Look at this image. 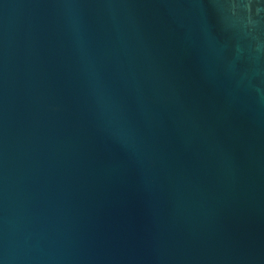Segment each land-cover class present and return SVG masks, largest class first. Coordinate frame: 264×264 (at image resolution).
Instances as JSON below:
<instances>
[{
  "label": "water",
  "instance_id": "obj_1",
  "mask_svg": "<svg viewBox=\"0 0 264 264\" xmlns=\"http://www.w3.org/2000/svg\"><path fill=\"white\" fill-rule=\"evenodd\" d=\"M0 264H264V0H0Z\"/></svg>",
  "mask_w": 264,
  "mask_h": 264
}]
</instances>
